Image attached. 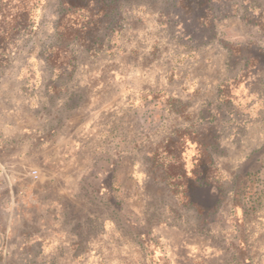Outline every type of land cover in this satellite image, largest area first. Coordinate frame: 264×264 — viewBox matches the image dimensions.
<instances>
[{
  "label": "rangeland",
  "instance_id": "374dc122",
  "mask_svg": "<svg viewBox=\"0 0 264 264\" xmlns=\"http://www.w3.org/2000/svg\"><path fill=\"white\" fill-rule=\"evenodd\" d=\"M26 7L13 33L0 20V157L31 183L11 219L0 197V264H241V204L264 264V0ZM195 133H210L217 209L188 190Z\"/></svg>",
  "mask_w": 264,
  "mask_h": 264
},
{
  "label": "trees",
  "instance_id": "16d2710c",
  "mask_svg": "<svg viewBox=\"0 0 264 264\" xmlns=\"http://www.w3.org/2000/svg\"><path fill=\"white\" fill-rule=\"evenodd\" d=\"M14 0H0V20H9L10 26L7 33H10L13 31V28L15 26V22L18 20V18H24L27 19L30 16L31 10L26 7L29 0H20L21 2L24 1V8L23 10H15L14 8L8 7ZM93 0H64V2L73 7H77L78 10H84V7L89 5ZM11 18V19H10ZM13 33V32H12ZM210 135V133H209ZM209 135L199 134L195 133L194 136H189L187 138V141H185L184 138H186L187 135L184 136L183 139V146L184 149L182 150V153L184 154L183 157V164L185 169V174L187 177V181L191 183L192 180L197 178H200L201 181H195L193 184L188 182V190L191 192L190 196L193 199V202L198 205V207L204 209L207 211V209H214L219 206L221 203V194L222 189L220 188L218 182L216 179H214V176L208 171V168L212 166V160L207 155L204 144L206 145V141L209 139ZM190 153V155H188ZM209 160V161H208ZM189 165V167H188ZM203 177V179L201 178ZM207 180V181H205ZM247 204V203H246ZM239 207V206H238ZM242 209V217L239 216V230L238 234L234 239V249H241L244 253H242L241 258L239 257V254H235L234 256H238L237 260L241 264H253L252 258L248 254V243L245 239V235L243 233V223H244V216L248 213L247 205L241 204ZM243 221V223H242ZM1 232H0V238H1ZM3 239V237H2ZM1 239H0V245H1ZM235 250V251H236Z\"/></svg>",
  "mask_w": 264,
  "mask_h": 264
},
{
  "label": "crops",
  "instance_id": "0c3cea01",
  "mask_svg": "<svg viewBox=\"0 0 264 264\" xmlns=\"http://www.w3.org/2000/svg\"><path fill=\"white\" fill-rule=\"evenodd\" d=\"M17 120H16V124L13 125L16 132L17 130H21L22 128H24V125H22V121L20 120V115H17ZM7 127H11L10 125V121H7ZM6 127V128H7ZM22 127V128H21ZM13 128V129H14ZM21 128V129H20ZM9 132H5V130H2V135L1 136H5V134H8ZM21 133V131H20ZM43 133V132H42ZM12 138L13 140L17 139L15 133H12ZM48 134L49 133H45V134H41L37 137V139L39 138L40 141H44L47 140L48 138ZM9 138V137H8ZM18 143V141H17ZM59 144V143H58ZM54 147L53 149V153L55 154H60L61 151V146L58 145ZM15 144H9L7 145V148L12 147ZM19 145V144H17ZM6 147H2V150H5ZM35 149L37 151H39L40 153L43 151V147H38V148H34L33 151H35ZM21 165H17L16 163L11 164L9 161H7L5 159V157H0V197L3 196L4 201L6 202L3 206H1V210L3 212H5L6 214L10 215V219L12 218V209L15 208L14 207V203L16 201L19 200L20 198V194H22V192H24L26 194V192L29 189V186L31 185V183L29 181H25L26 175H19L17 172L14 171L15 168L19 169ZM33 169L37 170L39 173V177L37 178H41V169L38 167H31L30 170L32 171ZM31 176L35 179H37L36 177H34L31 173ZM40 182H44V181H40ZM20 188V191L17 192L16 189ZM7 199V201H6ZM16 212V211H14ZM1 234L4 235V233L2 231H0Z\"/></svg>",
  "mask_w": 264,
  "mask_h": 264
},
{
  "label": "built area",
  "instance_id": "2783aa9c",
  "mask_svg": "<svg viewBox=\"0 0 264 264\" xmlns=\"http://www.w3.org/2000/svg\"><path fill=\"white\" fill-rule=\"evenodd\" d=\"M31 173H32V175L34 176V177H39V173H38V171L37 170H35V169H33L32 171H31Z\"/></svg>",
  "mask_w": 264,
  "mask_h": 264
}]
</instances>
